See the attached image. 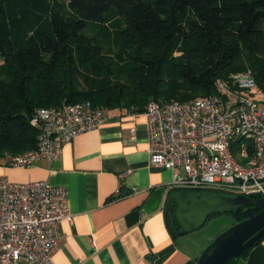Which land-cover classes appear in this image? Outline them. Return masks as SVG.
I'll return each mask as SVG.
<instances>
[{
	"label": "trees",
	"instance_id": "16d2710c",
	"mask_svg": "<svg viewBox=\"0 0 264 264\" xmlns=\"http://www.w3.org/2000/svg\"><path fill=\"white\" fill-rule=\"evenodd\" d=\"M0 60L6 166L36 149L37 109L142 113L215 95L216 80L247 71L264 94V0H0Z\"/></svg>",
	"mask_w": 264,
	"mask_h": 264
},
{
	"label": "built area",
	"instance_id": "2783aa9c",
	"mask_svg": "<svg viewBox=\"0 0 264 264\" xmlns=\"http://www.w3.org/2000/svg\"><path fill=\"white\" fill-rule=\"evenodd\" d=\"M214 85L212 96L145 107L149 163L172 171L177 188L264 198V94L251 71ZM31 118L36 149L12 156L6 167L59 159L66 144L105 122L104 111L90 102L37 109ZM67 191L47 181L15 183L0 176V264H55L62 223L73 220Z\"/></svg>",
	"mask_w": 264,
	"mask_h": 264
},
{
	"label": "crops",
	"instance_id": "0c3cea01",
	"mask_svg": "<svg viewBox=\"0 0 264 264\" xmlns=\"http://www.w3.org/2000/svg\"><path fill=\"white\" fill-rule=\"evenodd\" d=\"M104 115V124L66 144L61 158L0 166V176L68 189L73 220L62 223L55 264H197L204 250L193 243L194 233L174 225L179 236L171 238L163 213L169 196L203 192L173 186L172 171L150 165L143 113ZM234 264H264V238Z\"/></svg>",
	"mask_w": 264,
	"mask_h": 264
},
{
	"label": "water",
	"instance_id": "95a60500",
	"mask_svg": "<svg viewBox=\"0 0 264 264\" xmlns=\"http://www.w3.org/2000/svg\"><path fill=\"white\" fill-rule=\"evenodd\" d=\"M258 193L247 197L224 194H188L169 196L164 213L171 238L177 239L175 223L184 233L202 228L215 212L233 211L241 221L223 232L204 249L197 264H233L243 253L251 249L264 236V198Z\"/></svg>",
	"mask_w": 264,
	"mask_h": 264
},
{
	"label": "rangeland",
	"instance_id": "374dc122",
	"mask_svg": "<svg viewBox=\"0 0 264 264\" xmlns=\"http://www.w3.org/2000/svg\"><path fill=\"white\" fill-rule=\"evenodd\" d=\"M1 64L2 60H0V65ZM198 98H200V96L195 97L192 100ZM207 192L214 193L212 191ZM236 222V219L231 214H222L216 217H213L212 215L202 228L194 232V234L191 233L194 235L191 237L193 243L197 245L198 249H207V247L217 238V236L219 237V235H221L223 232L233 227L235 224H237Z\"/></svg>",
	"mask_w": 264,
	"mask_h": 264
},
{
	"label": "flooded vegetation",
	"instance_id": "af4514ba",
	"mask_svg": "<svg viewBox=\"0 0 264 264\" xmlns=\"http://www.w3.org/2000/svg\"><path fill=\"white\" fill-rule=\"evenodd\" d=\"M210 217H211V216H210ZM176 225H178V224L175 223V226H176Z\"/></svg>",
	"mask_w": 264,
	"mask_h": 264
}]
</instances>
